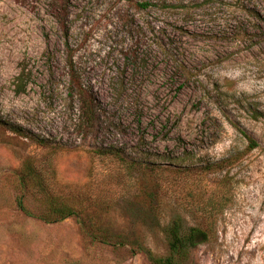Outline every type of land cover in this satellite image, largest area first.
I'll return each mask as SVG.
<instances>
[{
    "label": "rangeland",
    "instance_id": "rangeland-1",
    "mask_svg": "<svg viewBox=\"0 0 264 264\" xmlns=\"http://www.w3.org/2000/svg\"><path fill=\"white\" fill-rule=\"evenodd\" d=\"M177 217L184 264H264V0H0V264H151Z\"/></svg>",
    "mask_w": 264,
    "mask_h": 264
},
{
    "label": "trees",
    "instance_id": "trees-1",
    "mask_svg": "<svg viewBox=\"0 0 264 264\" xmlns=\"http://www.w3.org/2000/svg\"><path fill=\"white\" fill-rule=\"evenodd\" d=\"M22 78V74L17 76V79L20 82L23 81ZM11 130L17 133H20L21 131L15 126H11ZM243 134L249 141V148L252 149L256 147L257 144L254 139L246 135L244 132ZM37 142L43 144L41 139L37 140ZM98 153L110 155L124 163L127 161L118 148L104 149L103 151H98ZM214 165H219V163H215L213 166ZM136 166L137 162L133 160V170L136 169ZM18 182L22 189H24V193L21 192L18 196L17 204L18 207L27 215H33L46 223H52L69 216H76L82 209L79 208L80 210H78L75 207L76 205L79 206L78 203L81 201L78 200L73 202L70 199L68 200L67 198H62L59 195H53L49 192V190L47 191L44 178L40 174L39 169L37 170L34 166L26 165L25 168L19 173ZM27 194L32 195L34 199L39 202L41 206L39 212L32 213L26 208L24 199ZM69 201L75 203V205H72L69 203ZM165 236L167 241V253L163 256H157L151 252H148V257L151 264H184L188 258L190 250L193 247L208 241L209 232L204 227H202V225L187 227L182 223L181 218L177 217L171 220L170 224L167 226L165 230ZM98 237H100V241L102 242H109V239L107 240L108 236L106 234H95L92 236V239H96Z\"/></svg>",
    "mask_w": 264,
    "mask_h": 264
}]
</instances>
